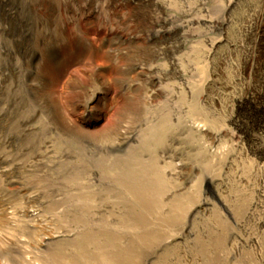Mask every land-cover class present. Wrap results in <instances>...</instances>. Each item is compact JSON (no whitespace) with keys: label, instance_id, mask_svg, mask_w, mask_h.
<instances>
[{"label":"bare ground","instance_id":"6f19581e","mask_svg":"<svg viewBox=\"0 0 264 264\" xmlns=\"http://www.w3.org/2000/svg\"><path fill=\"white\" fill-rule=\"evenodd\" d=\"M240 1L164 0L155 10L136 5L129 9L115 5L65 9L66 16L79 14L83 26L71 25L69 17L62 23L67 38L63 47L73 49L81 42L85 49L99 55L87 82L108 83L111 92L101 90L99 85L89 88L80 114L95 110L97 116L87 123L81 115L72 118V112L55 100L50 105L49 120L36 106L29 105L18 121L22 132L30 136L12 152L7 153L4 144L0 145L2 180L10 171L21 168L32 172L26 179L15 181L24 187L31 181L38 187L49 184L56 188L50 200L59 206L49 211L51 216L53 212H72L73 216L79 213L99 221L80 229L67 227L47 233L45 245L63 241L64 248L73 251L72 257L69 252L58 253L53 262L264 264V161L258 166L261 173L254 187L252 165L240 160L246 131L241 130L239 141H232L233 131L227 124L235 120L233 109L241 102L235 87L241 79L238 72L245 70L252 58L238 37L241 32H249V25L234 17ZM252 6L243 20L257 18ZM96 16L102 17L101 24L108 30L94 42L85 26ZM176 34L191 41L183 54H175L174 41L157 47L160 39ZM147 45L152 47L148 57L157 60L166 55L167 63L150 65L146 70L139 60L132 62L131 69L138 77L153 72L148 81L156 87L143 94L145 110L136 123L119 125L118 120L117 124L110 118L126 102L128 93L132 97L140 95V87L134 82L126 85L120 70L115 74L108 67L119 69L117 55L122 48L139 52ZM4 50L0 45V80L5 70L1 57ZM121 57L127 65L129 56ZM46 61L42 64L41 87L53 96L52 86L58 79L57 71L65 64L64 56L57 54ZM11 69L15 71L16 67ZM77 84V80L72 81V87ZM31 88L32 83L20 87L15 99L26 101ZM5 109L0 107V115ZM106 116L109 120L103 125L100 122ZM106 131L114 133L112 140L90 146L62 137L68 132L94 135ZM259 131L255 136L264 144V128ZM14 153L23 155L21 161L13 157ZM34 191L29 199L42 197ZM42 198L47 201L44 195ZM102 217L105 222L100 221ZM17 242L14 245L21 248ZM23 264L33 263L26 259Z\"/></svg>","mask_w":264,"mask_h":264},{"label":"rangeland","instance_id":"374dc122","mask_svg":"<svg viewBox=\"0 0 264 264\" xmlns=\"http://www.w3.org/2000/svg\"><path fill=\"white\" fill-rule=\"evenodd\" d=\"M162 1L164 0H0V45L5 48V54L3 52L1 55L2 59L4 58L2 65L5 70L2 80H0V107L5 106L6 108L5 114L0 115V145L4 144L7 153L8 151L14 150L17 144L23 143L26 141L25 139L30 136L22 132L21 121H18V119L20 118L19 116L26 113L25 111H27L31 105L36 106L41 111L42 116L49 120L51 113L50 105L54 102L53 100H55L62 104L63 108H67L64 110L69 113L72 112L70 113L72 118H76V116L81 115L80 112L83 110L85 97L93 86L99 85L101 90L111 92V85L108 83L100 84L96 80L91 83L87 82L89 74L93 71L94 64L99 59V55H96L91 50L85 49L81 42H77L76 45L73 46V49H66L63 47L67 38L62 32V23L69 17L71 25L78 23L80 26H83L79 14L66 16L64 12L65 9L83 10L90 6L112 7L114 5L129 9L132 5H136L155 10L161 8ZM173 1L182 3L183 0ZM208 4L211 5V2H208ZM251 4L256 11L255 14H257V18L248 22L243 20L242 17L250 13L251 10H249V5ZM235 16L238 18L239 22L242 23L244 21L243 24L249 25V32L247 34L241 32L238 34V37L244 47L243 50H248L252 58H250V60L248 59L244 67L245 70L241 69L242 71L239 70L238 72L241 79L236 83L235 87L237 95L241 97V102L233 109V117L235 120L227 124L233 131V135L231 136L232 141H239L242 135L241 130L244 132L246 131L243 141L241 140L244 144V150L240 160L246 166L249 164L252 165V172L257 176H253L255 187L258 183V175L261 173V168L258 166H261L264 161V148H262L264 144H260L259 139L255 136L261 131H259L260 127L264 128V0H241L238 4V8L234 12V17ZM101 20L102 17L96 16L89 25L85 26L94 42L98 40L100 35H103L104 32L108 30L107 26L101 24ZM111 42L116 44L115 40ZM170 42L177 44L175 54L181 55L186 51L191 41L188 37L182 40L181 37L176 34L169 38L160 39L157 43V47H164L166 43ZM150 47L151 46L147 45L144 50H140L139 52L129 48H122V54L120 53L121 55H117V60L120 64L119 69L114 68L113 65H109L108 67L112 73L118 74L121 72L125 77L124 82L126 85L134 82L140 87V95L137 97L133 95L132 97V93H128L126 102L120 104L119 108H117V110H119L114 111V115L110 118L115 123H117L118 120L119 125L128 127L136 123L145 110L143 105L144 101L142 99L143 94L156 87L154 83L148 81L149 76H151L153 72L150 73L151 75L149 73H144L140 74V77H138L131 69L132 62L139 60L146 70L150 65L164 66L167 63L166 55L157 60H153L152 56L148 57L147 55L151 50ZM241 53L242 51H239L238 55L241 56ZM57 54L64 56L65 64L61 67V70L57 71L58 79L52 86L55 92L52 96L48 90L46 91L41 87L43 74L42 64L47 63L46 60H52ZM122 55L126 58L129 56L127 58L129 63H127V65L122 60ZM11 66L16 67V72L11 69ZM143 76L144 78H142ZM76 80L78 84L76 87H72V81ZM164 82L162 81V84ZM31 83L34 88H31L28 99L24 101L26 104L19 99H15L14 94L18 93L17 91L19 88ZM10 110L12 112H10ZM136 112L138 114H136ZM81 116H83L81 119L87 123L96 118L97 111L93 110ZM107 120H109V118L106 116L100 123L105 125V121ZM35 122V119L31 121L32 124H35ZM112 133L113 132L106 131L100 134H90L92 135L90 136L86 133L68 132L62 134V137L69 138V140L75 144L90 146L91 144L97 145L112 140L114 138V133ZM24 135L25 137H23ZM223 139L227 143L229 142L228 137L224 136ZM208 142L211 143V141ZM11 143L14 145L13 147L10 145ZM13 157L21 161L23 155L14 153ZM255 164H257V167ZM31 173L21 168L10 171L5 181L0 178V264H23L26 259L30 260L33 264H37V262L38 264H56L53 262L54 256H56L57 259L59 254L61 255L64 251L67 253L69 252L68 255L72 257L73 251L68 247L64 248L65 243L63 241H60L59 244L51 243L50 245H45L43 242L47 237V233L49 235L51 231L65 230L67 227H78L80 229L81 226V228H84L88 226L84 225L86 223L89 225L92 223H99V221L91 217L89 218L86 215L81 214V217L79 213H76V216H73L72 212L57 214V216L55 212H53L51 216L49 211L59 206L56 201L52 203L50 200L52 199L51 192L57 190L56 188L50 187L49 184L48 187L47 185L38 187L36 183L31 181H28L25 187L21 186L18 182L16 183V181L22 178L26 179ZM23 188L25 190H22ZM34 190L39 191L42 197L43 195L47 197V201L41 196V198L29 199L27 196L32 195L31 193L35 192ZM16 194H18V196ZM58 217L59 219H57ZM102 220H104V217H102L100 221ZM62 221H64V223H62ZM111 225L112 224H110V226ZM8 236L14 238L10 239ZM15 242L20 244V246L22 245L21 248L18 246L16 247L14 245ZM57 246H62L63 248H58ZM50 247H53V249ZM50 249L52 252L49 251ZM16 254L18 257H16ZM52 255L53 259H51ZM22 256L24 257L22 258ZM19 257L21 261L17 263ZM37 259V262L34 261ZM47 259H50L49 262Z\"/></svg>","mask_w":264,"mask_h":264}]
</instances>
